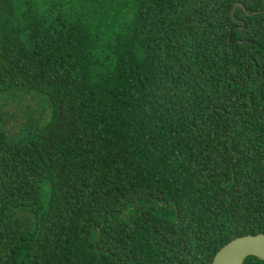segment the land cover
Returning a JSON list of instances; mask_svg holds the SVG:
<instances>
[{
	"label": "trees",
	"instance_id": "16d2710c",
	"mask_svg": "<svg viewBox=\"0 0 264 264\" xmlns=\"http://www.w3.org/2000/svg\"><path fill=\"white\" fill-rule=\"evenodd\" d=\"M7 98L40 111L10 132ZM257 234L264 0H0V264H212Z\"/></svg>",
	"mask_w": 264,
	"mask_h": 264
},
{
	"label": "water",
	"instance_id": "95a60500",
	"mask_svg": "<svg viewBox=\"0 0 264 264\" xmlns=\"http://www.w3.org/2000/svg\"><path fill=\"white\" fill-rule=\"evenodd\" d=\"M237 8H241L247 17L262 13V11L247 13L244 6L237 3L232 8L231 15L233 21L239 24V30L245 28V23L234 17ZM242 42L238 41V43ZM248 257H255L264 261V234L246 235L230 241L216 253L212 264H243Z\"/></svg>",
	"mask_w": 264,
	"mask_h": 264
},
{
	"label": "rangeland",
	"instance_id": "374dc122",
	"mask_svg": "<svg viewBox=\"0 0 264 264\" xmlns=\"http://www.w3.org/2000/svg\"><path fill=\"white\" fill-rule=\"evenodd\" d=\"M2 107L6 113V126L10 132L16 131L17 126L25 121L29 109L40 111V108L33 102L24 98H7L2 102Z\"/></svg>",
	"mask_w": 264,
	"mask_h": 264
}]
</instances>
